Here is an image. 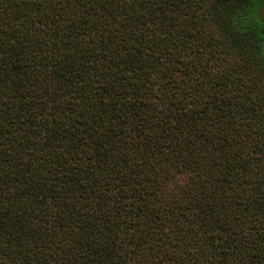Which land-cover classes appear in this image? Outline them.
<instances>
[{"label": "trees", "instance_id": "trees-1", "mask_svg": "<svg viewBox=\"0 0 264 264\" xmlns=\"http://www.w3.org/2000/svg\"><path fill=\"white\" fill-rule=\"evenodd\" d=\"M245 82L264 0H0V264H264Z\"/></svg>", "mask_w": 264, "mask_h": 264}, {"label": "rangeland", "instance_id": "rangeland-1", "mask_svg": "<svg viewBox=\"0 0 264 264\" xmlns=\"http://www.w3.org/2000/svg\"><path fill=\"white\" fill-rule=\"evenodd\" d=\"M252 53H253V52H252ZM250 54H251V53H250ZM245 55L248 56L249 54H248V53H246V54H236V53H234L232 56H229V58L232 59L231 62H232L234 65H239L240 62H241V60L245 58ZM236 70H237L236 68H233V71H232V74H233V75L235 74V71H236ZM234 86H235V85H234ZM245 86L248 87V88L255 87V88H252L253 90H260V91L262 90V91H264V84H263V83H259V84L254 83V84H251V85H250L249 82H245ZM249 148H251V147L249 146ZM261 151H263V156H264V144H263V146H262V150H261ZM261 164H262L261 167L263 168L264 165H263V163H261ZM263 183H264V177H263ZM263 187H264V184H263Z\"/></svg>", "mask_w": 264, "mask_h": 264}]
</instances>
